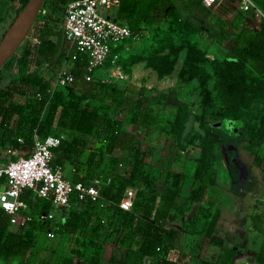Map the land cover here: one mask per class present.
<instances>
[{
  "label": "rangeland",
  "instance_id": "rangeland-1",
  "mask_svg": "<svg viewBox=\"0 0 264 264\" xmlns=\"http://www.w3.org/2000/svg\"><path fill=\"white\" fill-rule=\"evenodd\" d=\"M136 1L137 9L144 12L151 0ZM171 1L179 14L169 11L156 21L130 23L139 36L119 41L124 44L114 60L94 72L95 83H103L105 91L96 87L88 90L86 100L90 107L118 121L121 129L133 132L141 149L148 151L129 185L136 189L137 208L148 202L151 193L156 194L150 218L164 229L160 245L166 257L177 264H199L203 258L210 264H235L237 258L239 264H264V224L260 222L264 200L256 197V188L264 187V79L230 53L233 31L244 24L256 25L262 18L252 9L220 2L211 8V16L203 25H195L187 20L184 7L198 0ZM254 1L264 11V0ZM17 5V1L0 0V39L16 16ZM49 7H54L52 2ZM99 11L116 14L114 7L100 6ZM52 13L38 17L34 33L48 24L60 26L58 11ZM213 27L225 29V37L217 40ZM26 39L30 41L25 37L0 68V89L18 82L17 62ZM60 63L44 67L40 75L49 81ZM112 66L120 67L125 77L114 75ZM36 89L23 86L22 91L9 93L6 103L33 100ZM178 107L182 120L174 130ZM16 117L12 116L5 130L0 128L2 159L25 152L10 139L18 130L14 127ZM53 130L63 135L61 140L78 135L85 145L81 172L96 167L104 181L103 189L114 197L115 187L109 188L108 178L130 177L135 153L104 142V137L110 136L109 130L100 124L83 136L66 127L55 126ZM201 147L206 150L207 170L202 180L207 187L203 198L193 201L189 191ZM233 170L237 172L235 179ZM172 172H181L182 176ZM171 181H177L178 186ZM168 189L176 195L165 210ZM78 206L79 225L71 229L67 221L59 222L55 236L49 237L39 229L35 218L37 210L45 209V203L31 197L28 210L34 212L32 219L23 225L9 223V229L28 239L29 248L18 258L0 255V264H64L68 257L77 264H152L156 260L157 252L141 255L138 251V226L145 223L142 217L128 223L129 214L118 209L115 199L106 201L101 197L95 203ZM55 213L60 215V210ZM212 215L218 217L213 233L222 238V245L213 244L206 232ZM255 220L257 225H253ZM171 229L176 232L169 245Z\"/></svg>",
  "mask_w": 264,
  "mask_h": 264
},
{
  "label": "trees",
  "instance_id": "trees-1",
  "mask_svg": "<svg viewBox=\"0 0 264 264\" xmlns=\"http://www.w3.org/2000/svg\"><path fill=\"white\" fill-rule=\"evenodd\" d=\"M11 1L18 2V5L14 8L15 13L17 14L27 0ZM65 1L66 0H61L56 2L55 0H49V3H47V0H44V4H46L49 9L47 16H52V11H58V17L56 16V18L60 17L61 19L62 9L60 7L58 8V5L63 4ZM51 2L53 3V8L49 7ZM225 2L232 3V0H227ZM212 7L214 6H205L201 0H198L196 3H192V1L187 2L184 7L188 13L187 20L195 25H203L204 21L211 16ZM169 11L179 14V11L171 0H151L147 4L144 12L137 9L136 0H121L116 11V16L119 21L131 25V22L137 20L156 21L166 15ZM212 33L216 36L217 40H220L225 37L226 30L222 27H213ZM36 34L39 38V43L36 47H33L27 39L24 41L17 62L16 77H18V82H11L0 89V128L5 130V127L9 125L12 116L14 114L17 115L14 127H18V130L17 133L15 132L16 134L14 136L11 135L10 139L15 147L25 151L23 155H27L34 144V132L40 139H44L50 132H52L55 126L66 127L69 130L74 131L76 134H81V136L92 133L97 124L102 125L105 129L107 128L110 136L104 137V142L110 143L112 147L116 146L135 153L130 177H119V180L116 177L109 178L107 184L109 188L115 187V198L108 191H105V189L102 190L103 198L106 201H112L115 199L116 203H118L124 188L131 184L132 178H134L136 172L139 170L143 155L148 153V151L141 149L140 142L136 139L133 132L121 129L118 121L114 120L112 117L101 114L95 108L88 105V101L86 100L88 99V90L94 91L96 89L94 86H98L97 89L103 92L105 89L103 83H95L94 86H91L84 82L82 79L83 63L81 60H77L74 63L76 66L74 68L76 80L71 84L56 87L51 93V96L47 95L49 83L44 80L40 75V72L44 67L51 65L53 62H61L66 57V42L63 39L60 26L54 27L53 25L48 24L40 28V32H36ZM231 43V55L247 62L250 68L258 72L264 79V19H261L256 25L244 24L233 31ZM32 54H34V67L33 69H30L29 62ZM7 61L5 63H7ZM5 63L3 65H5ZM26 85L36 87V91H40V95L35 96L33 100H30L28 97L29 99L23 103H6L7 95L9 93L20 92L22 91V87ZM88 87H90V89ZM100 87L102 89H100ZM46 104L47 110L43 114L42 112ZM180 113L181 110L180 107H178L173 125L174 130L178 129V124L182 120ZM14 127L11 128L14 129ZM10 130L13 132L12 129ZM77 136L73 135L71 138L68 137L67 139H62L57 146L52 147L54 154L52 160L54 163H59L63 167L65 163H70L72 166L71 173L73 174V179H88L97 175V168L89 167L86 173L80 175L79 172L81 171L82 166H84L83 161H81V155L84 152L85 145ZM19 137H21L22 140H19ZM1 142L3 141L1 140ZM91 156L92 155H90V157ZM17 157L18 156H13L3 159H14ZM90 157L88 161L90 160ZM230 166L234 167L232 163H230ZM206 170V150L204 147H201L193 171V180L189 191V196L193 201H200L203 198L207 184L202 180V176ZM171 174H175L178 177L182 176L181 172H172ZM236 175V170H233L234 179L236 178ZM195 180L199 181V183L195 184ZM144 181L146 182V179ZM171 182L173 186H178L177 181ZM146 183L147 184L145 185H148L149 182L147 181ZM175 195L176 192L168 189V193L164 195L166 203L165 210L169 208L171 200ZM155 198L156 194L153 192L149 195L148 202L146 201V203L139 206L140 208L135 207V199L131 210H124L118 204L117 207L125 214H129L128 223L139 217H142L145 221L144 225L138 226L141 234L138 251L141 255H150L155 251L158 253V256L152 264H177L176 260L166 257L165 251L161 248L162 246L160 243L164 238V229L158 227L154 218H150L152 203L155 201ZM78 203H81V205L90 204L81 201H74L69 209L66 207L61 209V223L67 221L71 229H75L80 223V214H77V210L81 207L78 206ZM49 204V202H45L44 208L48 209L50 206ZM182 206L183 203L179 205L180 210L182 209ZM130 215L132 216L130 217ZM217 219L218 217L215 215L211 216L208 221L206 232L210 236V241L213 244L222 245V238L213 233L216 228ZM36 222L42 233L46 235L45 224L40 223L37 220ZM260 222L264 224L263 217ZM9 225L8 215L2 208H0V255L7 257V259L22 257L29 248L28 239L21 237L16 231L9 229ZM253 225H257L256 220L253 221ZM175 232V230H170L167 237V244L171 245L173 243ZM231 249L234 250L235 248L233 247ZM256 259L258 262H261L262 260L258 255ZM64 264L77 263H74L72 259L68 257L64 259ZM199 264H210V262L208 259L203 258L200 260Z\"/></svg>",
  "mask_w": 264,
  "mask_h": 264
},
{
  "label": "built area",
  "instance_id": "built-area-1",
  "mask_svg": "<svg viewBox=\"0 0 264 264\" xmlns=\"http://www.w3.org/2000/svg\"><path fill=\"white\" fill-rule=\"evenodd\" d=\"M201 1L205 6H215L227 0ZM120 2L121 0H66L60 4V27L66 42V57L48 81V96H51L56 87L71 84L76 80L74 63L77 60L83 63L82 79L94 86V72L114 60L117 50L124 44L120 45L119 41L139 36V31L126 22L119 21L116 14H103L99 11L100 6L114 7L117 11ZM232 3L244 10L252 9L264 19L263 9L254 0H232ZM48 10L43 1L26 35L33 47L39 43L38 35L34 33V27L39 22L38 17H46ZM33 55L29 62L30 69L34 67ZM111 70L117 77H125L120 67L112 66ZM41 76L47 81L45 75ZM35 95L39 96L40 91L37 90ZM18 139L22 140L21 137ZM33 140L34 144L27 155L14 159L0 158V208L8 215L9 223L23 225L32 219L34 214L28 210L31 197L38 198L40 204L49 202L48 209L37 210L35 218L45 224L46 236L54 237L58 223H61V209H69L74 201L92 203L99 200L103 197L104 181L98 175L92 176L89 182L81 178L73 179L65 173L61 164L54 163L52 147L61 142L58 136L49 133L44 139H40L34 132ZM135 194V187L127 185L117 204L124 210H131ZM55 208L60 210V215L55 213Z\"/></svg>",
  "mask_w": 264,
  "mask_h": 264
},
{
  "label": "water",
  "instance_id": "water-1",
  "mask_svg": "<svg viewBox=\"0 0 264 264\" xmlns=\"http://www.w3.org/2000/svg\"><path fill=\"white\" fill-rule=\"evenodd\" d=\"M43 1L44 0H27L4 31L0 41V68L26 37ZM112 18L115 19L116 17ZM240 171L241 174H243L244 169L241 166Z\"/></svg>",
  "mask_w": 264,
  "mask_h": 264
},
{
  "label": "crops",
  "instance_id": "crops-1",
  "mask_svg": "<svg viewBox=\"0 0 264 264\" xmlns=\"http://www.w3.org/2000/svg\"><path fill=\"white\" fill-rule=\"evenodd\" d=\"M51 134H54V135H56V136H58L59 138H60V140H61V136L63 137V135H59L58 133H57V131H54V130H52V132H50ZM71 169H72V166H71V164L70 163H65L64 164V171H65V173L67 174V175H69V173H68V171L69 172H71ZM238 171H239V169H238ZM80 173V175L81 174H83L81 171L79 172ZM70 176V175H69ZM256 191L257 192H259V197L258 196H256L257 198H259V199H263L264 200V187H262V188H256ZM252 198H253V195H251V200H252ZM235 247V246H234ZM237 251V250H236ZM238 252H241L239 249H238ZM236 260V263L235 264H239V259L237 258V259H235ZM241 261V260H240ZM242 262V264L244 263V261H241ZM255 264V263H254Z\"/></svg>",
  "mask_w": 264,
  "mask_h": 264
},
{
  "label": "bare ground",
  "instance_id": "bare-ground-1",
  "mask_svg": "<svg viewBox=\"0 0 264 264\" xmlns=\"http://www.w3.org/2000/svg\"><path fill=\"white\" fill-rule=\"evenodd\" d=\"M4 34V33H3ZM2 37H3V35H2ZM2 37H1V39H2ZM1 39H0V41H1Z\"/></svg>",
  "mask_w": 264,
  "mask_h": 264
}]
</instances>
